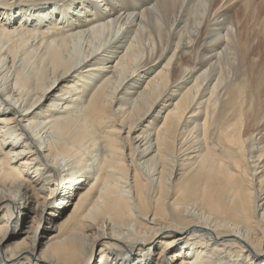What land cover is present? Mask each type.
Segmentation results:
<instances>
[{
    "label": "bare ground",
    "instance_id": "1",
    "mask_svg": "<svg viewBox=\"0 0 264 264\" xmlns=\"http://www.w3.org/2000/svg\"><path fill=\"white\" fill-rule=\"evenodd\" d=\"M259 2L0 0V264H264Z\"/></svg>",
    "mask_w": 264,
    "mask_h": 264
},
{
    "label": "rangeland",
    "instance_id": "2",
    "mask_svg": "<svg viewBox=\"0 0 264 264\" xmlns=\"http://www.w3.org/2000/svg\"><path fill=\"white\" fill-rule=\"evenodd\" d=\"M258 6H259V9H258ZM241 8H242L243 10H242V9H239V11H240V13H242V16H243V17L240 15L241 17H239V19L242 21V23H243V22H246L245 25L243 24V26H245V27L247 26V27H250V28H251V27H255V23H257V22H255L256 20H253L252 23H250L252 26H249L248 23H249V21L251 22V20H252L253 18H252V17L250 18V16L248 17V16L245 15V14H246L245 11H247V8H246V7H245V8H244V7H241ZM257 10H258V12H257L258 14L261 13L260 15H263V16H262L261 23H262V22L264 23V12H263V11H264V2H263L262 0H260L259 4L257 5ZM244 15H245L246 17H245ZM244 17H245V18H244ZM247 17H248V18H247ZM246 18H247L248 20H249V18H250V20L248 21ZM241 21H239V22H241ZM247 22H248V23H247ZM253 22H254V23H253ZM257 24L260 26V23H257ZM240 25H241V24H240ZM241 27H242V26H241ZM108 28H109V29H108ZM108 28H107L108 30L105 31V34H106V33L111 34V31H113L114 26L111 25V26L108 27ZM242 28H243V27H242ZM242 28H241V32H243V30H244V28H243V29H242ZM107 31H109V32H107ZM105 34H104V35H105ZM100 35H101V34H100ZM99 37H100V36H99ZM96 40H97V39H96ZM94 42L97 43L98 41H94ZM136 44H137V43H136ZM136 44L134 45V49L136 48V51H135V50H134V51H135L136 54H140L139 57H141V52H143L142 49H145V48H143V46L140 45L139 43H138V45H136ZM80 46H81V44H80ZM138 47H139V48H138ZM137 48H138V49H137ZM139 50H140L141 52H140ZM134 51H133V52H134ZM139 52H140V53H139ZM190 52H191V51H188V53H190ZM262 54H263V56H264V49H263V51H262ZM0 60H1V63H2V66H1V68H0V71L3 70L4 67H6V68H4L3 71H1L2 73L0 72V77H2L3 81H4L5 78H6L5 81L10 82V81L12 80V77H13V76H11V75H13V73H12L11 70H8L9 65H8L6 62H4V61L2 60L1 57H0ZM2 61L5 63L4 65H3V62H2ZM1 63H0V65H1ZM7 65H8V66H7ZM3 66H4V67H3ZM20 68H21V66H20ZM22 68H23V67H22ZM22 68H21V70H23ZM6 70H7V71H6ZM8 71H9V72H8ZM5 73L7 74L6 77L3 76V74L5 75ZM9 74H11V75H9ZM7 76H8V77H7ZM7 78H8V79H7ZM9 78H11V79H9ZM1 81H2V80H1V78H0V83L3 82V81H2V82H1ZM5 81H4V82H5ZM6 98L9 100V99H11L12 97L6 96ZM6 98H5V100H7ZM1 103H2V102H1ZM2 131H3L4 133H5V132H6V133L8 132L7 129H3ZM38 131H39V132H38ZM48 132H49L48 127H44V125H40V124H39V126H38V128L36 129V131L34 132V135H33V136L36 137L37 139L39 138V140H41L42 142H44V140L46 141V140H48V139H51V136L48 134ZM36 134H37V136H36ZM15 135H16V134H15ZM39 135H40V136H39ZM38 136H39V137H38ZM41 137H42V138H41ZM98 142L100 143L101 140L98 141ZM100 144H101V143H100ZM93 148H94V147H92L91 152H92V153L95 152L96 155H95V153H94V154L91 153L92 156H90V155H88V153H86V152H81L80 155H81L82 159H83V160L86 159L85 161H82V163L85 162V164L87 163V164L89 165L90 162H91L92 160H93V162H95L96 159H97L96 162H98V161L101 159V155H100L101 153L98 152V154H97V152H96L95 149H93ZM82 155H83V156H82ZM84 155L87 156V158H86ZM94 155H95L96 157H94ZM99 155H100V156H99ZM88 156H90L92 159L89 158ZM97 156H98V157H97ZM84 158H85V159H84ZM89 159H90V160H89ZM93 162H91V163H93ZM63 163H64V162H63V160H62L60 164H61V165H64ZM83 164H84V163H83ZM91 166H92V165H91ZM62 167H63V166H62ZM63 168H64V167H63ZM65 171H66V172H65ZM62 172H63V173H61V177H62V176L65 177V175H67V169L64 168ZM64 173H65V174H64ZM154 178H156V176H155ZM59 199H60V198H56V199L54 200V201H55V202H54L55 206H58V204H59ZM56 201H57V205H56ZM59 207L61 208V206H59ZM69 212H70V209H69V211L67 210V211L65 212V216L68 215ZM60 222H61V221H60ZM41 243H42V242H41ZM98 261H100V258H97V263H98Z\"/></svg>",
    "mask_w": 264,
    "mask_h": 264
}]
</instances>
